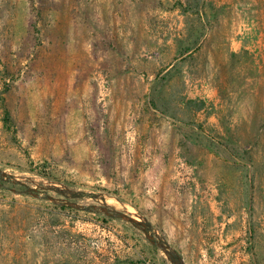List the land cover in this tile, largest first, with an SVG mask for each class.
<instances>
[{
  "label": "rangeland",
  "instance_id": "374dc122",
  "mask_svg": "<svg viewBox=\"0 0 264 264\" xmlns=\"http://www.w3.org/2000/svg\"><path fill=\"white\" fill-rule=\"evenodd\" d=\"M0 172V264H264V0H0Z\"/></svg>",
  "mask_w": 264,
  "mask_h": 264
},
{
  "label": "water",
  "instance_id": "95a60500",
  "mask_svg": "<svg viewBox=\"0 0 264 264\" xmlns=\"http://www.w3.org/2000/svg\"><path fill=\"white\" fill-rule=\"evenodd\" d=\"M47 199L52 201L55 204H60V205H68L71 206L73 208L79 209V210H85V211H89V210H96V211H101L104 214H106L107 216L110 217H115V218H120L124 221H127L129 223H132L133 225L137 226L140 230H142L144 232V234L146 235L147 239L149 240V242L152 245L157 246L159 249H161L166 255H168V257L173 261L174 264H183L182 259L177 256V253L168 245H166L164 242H162L161 240L155 238L154 236H151L149 234V230L148 227L145 223L141 222L139 219L129 216L127 214H122V213H114L111 212L108 208L106 207H102V206H83L80 204H76L73 202H61L58 199L52 197V196H47Z\"/></svg>",
  "mask_w": 264,
  "mask_h": 264
},
{
  "label": "trees",
  "instance_id": "16d2710c",
  "mask_svg": "<svg viewBox=\"0 0 264 264\" xmlns=\"http://www.w3.org/2000/svg\"><path fill=\"white\" fill-rule=\"evenodd\" d=\"M4 113H5L6 120L8 121V119H9V112L7 111L6 108H4ZM12 187H15V183L12 182L11 178L3 175L0 172V190L10 191Z\"/></svg>",
  "mask_w": 264,
  "mask_h": 264
}]
</instances>
